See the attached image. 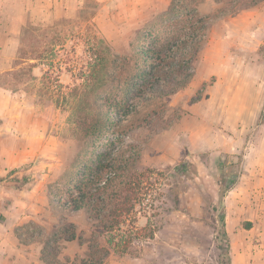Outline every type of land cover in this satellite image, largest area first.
Wrapping results in <instances>:
<instances>
[{
    "label": "rangeland",
    "instance_id": "1",
    "mask_svg": "<svg viewBox=\"0 0 264 264\" xmlns=\"http://www.w3.org/2000/svg\"><path fill=\"white\" fill-rule=\"evenodd\" d=\"M170 1L0 0V42L4 34L18 36L19 41V66L0 72V86L32 95L40 115V134L35 133L32 142L35 153L18 167L31 168L0 177V200L11 198V189L36 190V212L22 206L10 213L11 218L21 211L32 217L16 225L15 234L43 241L56 229L72 225L81 236V241H62L60 235L56 258L46 254L49 264H80L90 238L105 246V233L93 226L85 211L59 209L48 197L50 186L61 187L75 172L83 142L78 120L91 111L96 93L86 78L93 49L127 53L129 44ZM195 2L212 20L191 79L176 93L141 109L132 121L144 127L124 137L141 148L140 169L163 171L153 179L154 209L145 216L141 207L136 208L134 225L146 226L153 236L135 239L126 253L108 248L102 264H115L118 255L129 264H219L215 234L221 210L233 264H264V179L251 173L264 156V126L259 130L264 122V66L258 65H264V39L254 51L247 37L250 29H264V0ZM245 10L251 16L239 17ZM248 51L253 52V63L241 64L239 59ZM4 98L1 113L9 105ZM4 143L25 148L21 140ZM183 160L191 163L186 172L169 168ZM233 173L238 174L236 183L220 198L227 183L221 178ZM4 216L0 213V221ZM42 241L21 242L29 261L45 264Z\"/></svg>",
    "mask_w": 264,
    "mask_h": 264
},
{
    "label": "trees",
    "instance_id": "2",
    "mask_svg": "<svg viewBox=\"0 0 264 264\" xmlns=\"http://www.w3.org/2000/svg\"><path fill=\"white\" fill-rule=\"evenodd\" d=\"M211 20L209 15L200 13L195 0H171L129 44L127 53L110 54L103 47H94L86 78L96 93L90 103L91 111L78 120L83 142L76 155L75 172L61 187L48 189L50 204L66 211H85L93 226L105 233V246L89 239V251L80 264H102L108 248L126 253L135 239L153 236L146 226L137 227L134 221L137 206L141 207L140 212L145 211V216L148 209H154L157 188L153 179L163 171L140 169L141 148L124 137L144 127L141 122L132 121L141 109L186 86ZM261 110L260 115L264 99ZM190 165L183 160L169 168L186 172ZM237 175L221 178L227 183L220 198L236 183ZM16 234L23 243L42 241ZM60 235L62 241H81L72 225L56 229L42 241L41 259L45 264H49V256L56 258ZM215 240L218 263L232 264L224 210L218 214Z\"/></svg>",
    "mask_w": 264,
    "mask_h": 264
},
{
    "label": "crops",
    "instance_id": "3",
    "mask_svg": "<svg viewBox=\"0 0 264 264\" xmlns=\"http://www.w3.org/2000/svg\"><path fill=\"white\" fill-rule=\"evenodd\" d=\"M53 1L57 2L58 0ZM245 14L246 17L251 16L250 11L245 10L239 15V17H241V15L245 16ZM252 20L253 19L248 20V24H250ZM256 30L257 29L254 30L253 28L247 32V37L253 42L249 45V47L254 51L258 50L264 39V29H260L258 31ZM18 46V36L15 37V35H13L12 37H9L6 34L3 35L2 41L0 42V56L2 54H6V56L0 58V72L12 71L19 66L15 62V52L18 49ZM252 54L253 52L249 51L244 53L241 56V59H239L241 64L253 63L251 60ZM258 65L264 66L261 63H258ZM33 70H35V67H33ZM32 72L35 73V71ZM3 97H5L4 100H6V104L8 103L9 105L5 111H2V113L0 112V177H13L15 174L28 171L31 168V166L26 168L18 167H21L24 162L31 160L32 157L29 156L35 153V150L32 148V142L34 141L35 133H39L40 130L38 128L40 115L36 111L34 97L26 93L24 90L13 91L10 88L0 86V98ZM263 126L264 122L260 124L259 130H261ZM5 140H9L10 142H17L21 140V142L25 145V148H20L17 145L7 146L4 143ZM253 170L254 171L251 173L254 174L256 178L264 179V156L261 160L258 158ZM11 183H14V181H11ZM11 192V198L0 200V213L3 216L5 215L4 221H0V260L4 259L5 264H38V261L32 262L28 260L24 252H22V250L25 249L24 244L19 241L18 237L14 233V227L16 225L20 224L23 220H25V218L32 217L24 215L22 211L16 218L10 217L12 210L16 209V211H18L22 206H26L29 212H36V204L34 202L36 190L34 188L21 190L11 189ZM40 197L42 196L40 195ZM5 205H7L8 210ZM20 214H23V216ZM261 256L262 260H264V254ZM117 257L118 260L115 261V264H129L126 263L127 261L122 255H118ZM110 264H113V262Z\"/></svg>",
    "mask_w": 264,
    "mask_h": 264
}]
</instances>
